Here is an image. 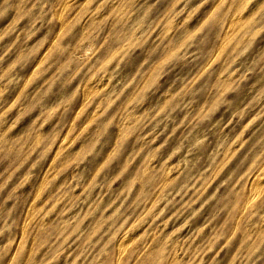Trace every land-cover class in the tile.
Returning <instances> with one entry per match:
<instances>
[{"label":"rangeland","instance_id":"rangeland-1","mask_svg":"<svg viewBox=\"0 0 264 264\" xmlns=\"http://www.w3.org/2000/svg\"><path fill=\"white\" fill-rule=\"evenodd\" d=\"M0 264H264V0H0Z\"/></svg>","mask_w":264,"mask_h":264},{"label":"bare ground","instance_id":"bare-ground-1","mask_svg":"<svg viewBox=\"0 0 264 264\" xmlns=\"http://www.w3.org/2000/svg\"><path fill=\"white\" fill-rule=\"evenodd\" d=\"M64 1V0H63ZM243 16V15H242ZM246 18V17H245ZM84 22V21H83ZM243 24V23H242ZM59 28V27H58ZM58 32V31H57ZM53 37V36H52ZM219 46V45H218ZM83 63V62H82ZM153 69V68H152ZM202 70V69H201ZM189 87V86H188ZM110 122V121H109ZM233 148V147H232ZM109 152V151H108ZM105 155V154H104ZM102 159V158H101ZM32 166V165H31ZM124 169V168H123ZM262 174V173H261ZM258 177V176H257ZM259 178V177H258ZM262 178V177H261ZM167 179V178H166ZM260 179V178H259ZM254 183V182H253ZM254 189H255V187H254ZM256 191V190H255ZM252 192V191H251ZM250 196V195H249ZM251 197V196H250ZM99 199V198H98ZM250 199V198H249ZM96 202V201H95ZM36 207V206H35ZM236 219V218H235ZM126 236V235H125ZM130 237V236H129ZM15 245V244H14ZM121 246V245H120ZM118 247V246H117ZM125 247V246H124ZM123 247V248H124ZM116 248V247H115ZM119 249H122V247L121 248H119ZM117 251V250H116ZM122 251V250H121ZM148 251V250H147ZM120 254V253H119ZM8 263V262H7Z\"/></svg>","mask_w":264,"mask_h":264}]
</instances>
